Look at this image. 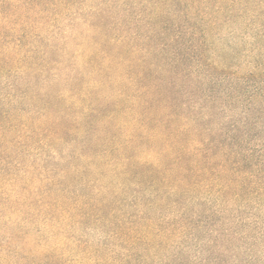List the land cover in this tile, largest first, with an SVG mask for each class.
<instances>
[{"label": "trees", "instance_id": "obj_1", "mask_svg": "<svg viewBox=\"0 0 264 264\" xmlns=\"http://www.w3.org/2000/svg\"><path fill=\"white\" fill-rule=\"evenodd\" d=\"M244 5L218 0L209 13L208 0H0V209L15 218L7 226L12 241L25 214L33 224L51 222L53 239L67 219L81 226L107 221L113 202L136 212L142 264H220L230 235L239 233L218 221L210 224V241L201 238L204 223L224 212L208 197L257 206L264 200L253 156L243 153L264 127L252 124V110L242 115L249 125L216 120L226 107L236 112L243 79L256 75L227 87L222 76L230 67L211 63L205 50L209 28L217 26L208 15H264ZM84 29L103 42L91 37L80 63L85 47L68 44ZM263 97L256 91L251 100ZM91 172L110 174L108 183L90 179ZM78 184L86 194L76 195ZM22 200L33 214L13 209ZM11 240L0 264H47L46 255L29 260V240L21 247Z\"/></svg>", "mask_w": 264, "mask_h": 264}, {"label": "rangeland", "instance_id": "obj_2", "mask_svg": "<svg viewBox=\"0 0 264 264\" xmlns=\"http://www.w3.org/2000/svg\"><path fill=\"white\" fill-rule=\"evenodd\" d=\"M243 1L249 8L246 12L252 9L256 11L259 9L264 10V0L262 2L261 0ZM216 2H218V0H208V6L211 8L209 13L212 11V5L216 4ZM245 5L243 7H245ZM134 11L133 14L138 12L137 10ZM211 18L217 21V26L209 28L207 33L205 43L206 55L211 63L217 61L222 66L230 67L231 71L229 72L231 73L222 76L225 86H234L236 82H238L236 79L238 76L246 77L251 74L253 76L256 75V78L247 77L243 79L242 91L237 93L239 103L234 106V111L236 112H233V114L232 111H229L230 107H226L228 109L222 111L221 116H218L216 120L223 119L228 125L235 123L240 125L246 124L248 121H244L242 115H245L244 113L246 111L252 110L256 118L254 119L255 121L251 120V122L252 124L258 125L257 127L261 129L264 127V97L263 100L256 98L253 99L254 101L251 100V97L256 91L264 93V78L258 77V75L264 74V15H262V17H252L248 13L243 15V13H240L238 10H235L233 13H230L228 10V12H225L221 16L217 14L208 15L207 19ZM91 37L96 38L92 30L84 29V31H80L77 35L78 42L76 41L68 44L72 50H76V43H81L85 47L83 52L82 50L79 52L78 61H80V63L85 60V57L90 55L87 45L91 44ZM96 40L103 42L101 38H96ZM188 59L192 62L189 56ZM127 82L128 81L125 80V85ZM117 85L120 86L116 83V86ZM115 89L117 90L120 88L116 87ZM40 93H43L42 89ZM100 93L106 97L110 96V91L105 89H101ZM97 101L99 102V100ZM63 104L64 103H61L60 105L63 106ZM157 112L161 113V109L158 108ZM124 132L128 133V131ZM254 135L255 134L249 138L250 143L244 146L243 153H245V159L248 158L246 155L253 156V160L250 157L252 163L249 164H251L250 166L255 171L254 173L258 179L256 181L260 184L264 181V135L262 133L260 135L256 134L260 140H257L258 137ZM257 142L258 145L262 146H256L255 144ZM149 144L152 145V143ZM58 148L67 155L71 153L64 145H60ZM155 149L158 150V145H155ZM106 171L109 173L111 168L106 167ZM109 175L110 174H106L102 176L98 175V173L91 172L90 179L103 178V183L107 184L110 177ZM74 190L76 191V195L87 193L81 184H78ZM120 192L121 190H117L115 193H119V196L122 198L123 195L122 193L120 194ZM252 192L253 191L250 190L248 193L251 194ZM23 194L22 196L26 195V198H30L28 197L29 194ZM13 197H15V195H13ZM208 199L211 205L214 204L213 209L216 211L223 209L224 212L221 215H216L217 217H214L213 220L209 219L208 222L204 223V225L206 224L205 227L208 232L204 231L201 233V238L210 241L211 238H208L212 230L210 224H216L218 221L221 223L226 222V231L239 233L237 236L230 235L232 240L220 253V264H235L236 262L239 264H264V200L257 206L253 202L244 200L243 198L235 201L229 197V199H224L223 202L217 201L214 196H209ZM112 204L115 203L112 202L106 206H109L106 209L108 213L107 221L102 220L97 226L94 225V220H88L91 224L81 226L79 224L75 225L71 220L67 219L65 221H67L68 224L62 228L63 232L57 235L55 234L56 238L53 239L52 234L55 232L51 222L46 223L42 219L43 217H40L36 220V224H33L31 221L32 217L25 214L24 217H21L22 221L17 224L15 223L17 227H20L19 229H21L22 232L16 234L15 240L13 241L10 237L12 235L10 234L11 231L7 229V226H11L8 222L15 218L11 217L12 214L10 210L1 208L0 213L2 217L0 216V231L2 235L0 237V251H4V249L7 248L10 240L12 242V247H21L25 241L29 240L30 247L28 252L33 253H31L33 256L29 260H31L32 263L36 260L35 255H46L49 257L47 258V264H80L78 261H84L85 264H142L143 249L138 232V224L133 225L132 222L135 220L136 212H134L132 208L122 207L119 203L118 205ZM29 205V201L22 200L20 203L13 205V209H17V211L21 210L25 213H32L34 209L30 210L32 208ZM258 208H260V210H257ZM202 220L207 221L204 216L198 223L200 224ZM233 221H236V225L238 226L246 225L247 227L236 228L232 225ZM220 225L222 224L219 223L217 227ZM16 226H14V228H16ZM116 229L120 230V232ZM131 229H133V232H131ZM51 240L56 243H53ZM2 247H4V249ZM86 247H90V249H87L88 252L85 254L83 251L86 250ZM197 251L195 247L191 252V256H196L198 254ZM223 252L225 253L224 255H222ZM0 254H2L4 258L7 257L6 253ZM187 256H190V252H188ZM214 257V255H211L212 260H214ZM41 258L37 256V259Z\"/></svg>", "mask_w": 264, "mask_h": 264}]
</instances>
